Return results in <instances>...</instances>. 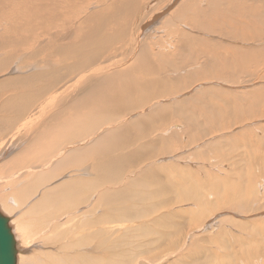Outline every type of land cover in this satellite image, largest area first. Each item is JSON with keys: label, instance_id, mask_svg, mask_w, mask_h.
<instances>
[{"label": "rangeland", "instance_id": "rangeland-1", "mask_svg": "<svg viewBox=\"0 0 264 264\" xmlns=\"http://www.w3.org/2000/svg\"><path fill=\"white\" fill-rule=\"evenodd\" d=\"M144 1L140 0V12L138 13L140 17L137 14V16L135 14L129 15L131 13L130 8L125 5L124 0H119L118 4L122 7L120 9L116 7V12H113L114 9L112 8L109 9L110 14L120 13L122 15V21H119V23L124 24L129 22L128 19L130 18L132 19H130V21H134L133 23L129 22V29L131 28V32H129V35L125 36L124 39L120 40L118 38L116 42L110 45V47L113 46V49L107 52L110 57L105 54V57H102L103 61L98 60L95 64L93 63V65L87 67V69L93 70L100 67L103 63L108 64L109 61L114 58H123V63L121 62V64H118V66H120L117 70H110L103 74L114 71L118 72L122 69L123 71L121 72L125 74V72L128 71L126 70L128 69L126 66L133 68L131 70L133 73L130 74H133L131 80L133 78L136 79V83L130 82L133 86V91L131 92L130 89L124 91L129 95L133 94L136 100H133L134 103L138 105L141 103L145 104L143 107H131L134 103L129 105L127 103L117 104L118 98L115 104H113V102L110 103L111 106H115L111 107L109 105L103 107V94L93 98L94 100L91 99L92 101L88 100V102L82 103L86 99L84 95L87 91L79 89V86L74 87L73 89L75 92L72 93V91H70L68 96H61L62 99L58 105L56 104L57 106L52 105L50 103L52 99L50 98L51 100H49L52 93L60 90V94H62V90L66 86H69L66 82L80 75L77 74L78 72H70L58 85H54V89L49 86L48 82L43 83L41 81V83H38V86H47L38 100H36V106H34L41 107L42 105V109H40L37 114V117L40 115L38 121L41 119L40 129L42 126L41 124L49 122V120L52 119L54 123L49 122L48 124H44L45 130L51 131L52 129V131H58L56 134L60 136H58L59 140L56 141L60 147H54V149H52H56L54 152L47 151L50 155L45 153V149L43 150L44 147H42V145H40V148H36L34 144L35 156H37V153L38 158L42 160L38 159V162H34L38 171L34 170L35 167L31 170L27 165L23 166L27 160L26 149L27 146L30 145L29 141H34L32 140V136L27 142L26 137H29L27 134L30 133H26L27 136L25 134L21 135V137L23 136V139L26 140V147L24 149L23 144L19 150L18 147L19 144L22 143V139L20 135L18 137L15 135V131L18 128L15 124L18 122L19 124L22 123V119L27 118L29 113L22 119L17 118L19 119L17 123L15 119L9 126V133L5 132L0 136V144L3 143L4 145L0 148V154H4L6 151L9 153L4 154L3 157L0 158V166H2L0 169V210L6 216L10 217L12 227L16 228L15 231H17L16 233L18 235L17 241L20 247L19 252L24 256L25 260L35 259L40 261L42 258V260L51 261L57 254L63 255L69 252L68 254H72V264H264V0H194V2H196L194 4L197 5L192 3L193 0H187L188 3H192L196 8L191 4L193 12L191 11V7H189L185 9V14L182 12L184 10H182L180 5L183 3L185 7L186 0ZM146 2L148 3L146 4ZM87 3V0L81 1L80 10L76 13H72L71 9L68 8L71 6L72 0H66L60 4L58 6V12L62 14V19L59 22L55 20L54 29L52 31L58 32L64 30L65 27H68L66 25L68 23L64 22L68 21L72 23V20L74 21L75 28L77 20H83L88 15L97 12L98 8L101 6V4L93 2L88 12L82 13L81 9L84 8ZM13 4L16 5L18 3ZM141 10H143V12H141ZM177 10H181L180 13ZM20 11H22V9H20ZM195 13L197 15H195ZM135 19H137L141 25ZM167 19H169V22H167ZM171 19H173L175 23L174 26L170 21ZM174 20H176V22ZM0 21V33H3L4 25L6 26V24L10 22L14 26L16 24L12 19H10V21L0 19ZM50 21L51 19H48L35 24L39 27L43 26L49 28L50 32L51 25L47 23H50ZM167 23H170L169 25L172 24L171 29ZM114 24L115 23H112L111 26L117 29L118 23L113 26ZM80 30L75 29L77 32H80ZM23 32L26 33L25 28ZM130 33L133 34L134 37H131ZM188 34L191 35V37H189L191 40V52L187 51L188 47L185 46L187 43L183 38ZM40 36L39 41L44 43V47L50 44V35L48 33H44ZM61 41L67 42L65 39ZM142 45L144 49L145 45H149L147 48L150 53L147 50L145 52ZM29 48L32 49V46L28 45L26 47L27 52L30 51ZM8 49L11 50L12 48L8 47L7 50ZM219 49L222 54L219 53ZM226 49L227 52H225ZM147 52L151 56L149 55V57H147ZM54 53L55 52L50 48H48V50L46 49L45 53L39 56H31L30 52L29 56L26 54L25 57L19 58L21 61H15L16 64L20 62L23 64V59L26 58L27 62L24 60L26 64L24 63L23 65L29 67L18 69L14 64L12 69H8L9 71L7 70L8 72L5 71L0 74V78L7 74H12V76L20 74L30 76L31 73L34 74L40 67V69L44 68L45 70L50 61L59 58V55ZM137 53L139 54L137 55ZM144 54L147 58H145ZM140 55L143 58H141ZM126 58L127 60L130 59L125 61ZM147 59H149V61ZM228 59L231 60L229 61ZM38 61L39 65L36 64ZM112 62L116 63L118 61ZM146 63L148 65H146ZM130 64L131 66H129ZM134 64L136 66H134ZM160 64L162 67H160ZM121 65H123V67ZM180 65L184 67L181 68ZM34 66H36V68ZM146 66H148V69H146ZM150 66L153 67L152 70L156 73L158 72V75L153 73L150 74ZM136 67L142 70L145 68L144 70L146 72L148 71L151 76L145 75V71L142 73L141 69L137 71ZM200 67L201 69H199ZM191 71H193L194 75ZM210 71L214 73L215 76L210 74ZM195 73L196 75L198 74V76H196ZM224 74L225 77L228 76L225 78ZM190 75H192V78H188ZM207 75L210 77H207ZM159 76H162L164 79L161 77L160 80ZM151 77L156 80L158 77L160 81L158 80L159 84H157V86L159 85L160 88L162 86L163 89L159 90V87L156 89L155 86L151 91L145 94L144 87L135 86L136 84L142 85L146 78L152 80ZM184 77H186V79ZM233 77L234 80H232ZM96 81L97 80H95V82ZM122 82L123 81H121V83ZM124 82H129V80H124ZM171 82H175L174 85ZM105 88L109 90L113 89L114 86H111L108 82L105 84ZM46 89L49 90L46 92ZM218 89L221 90V92ZM120 90L121 89H118L117 93L118 97L122 98L119 94ZM19 91V89L12 90L11 92L7 91V94L2 96V100L0 99V107L4 104L3 100L13 95V92L17 93ZM217 91L219 92L217 93ZM219 93L222 94L220 95ZM44 98H46L47 101ZM79 104H81L83 108H78L80 107ZM178 106L180 107L179 110H182V113L178 112ZM76 107L77 109L72 110V108ZM109 108L112 110L111 114ZM98 109L101 111H103V109L108 110L107 118L98 116L99 118L95 124L92 119L89 122L88 116L90 115L88 114ZM173 109L175 110L173 111ZM49 110L52 111L49 113ZM122 110H125L123 115L121 114ZM205 110L207 112H205ZM114 111H116L115 114ZM39 112H42V114ZM212 112L216 114L213 116ZM116 113H118L119 116H117ZM0 115V117L7 116L4 112H0ZM44 115H46V117H44ZM53 115H57L54 120L52 118ZM95 117L97 118V116ZM66 119L72 124V130H70L72 134L67 130V126H65ZM150 119L152 120L150 121ZM188 119L191 120V122ZM155 122H159L160 125ZM213 122L215 123L214 125ZM123 124L125 128H122L124 127ZM154 124L157 125L159 129L154 127ZM59 125L61 130H58ZM114 125L115 128H110V126L113 127ZM144 125L153 133L147 131V127L146 130H144ZM83 126H86V128ZM151 127L155 128L157 131L155 129L151 130ZM79 128L82 130L79 131ZM102 129H104V131ZM88 130L90 131L88 132ZM124 131H127L128 134ZM141 131H147L149 134H147V132L143 134ZM32 132L31 135H36V127H34ZM111 132L114 133L113 137H110ZM101 134L103 135V139H101ZM159 134L161 135L160 137ZM12 136L14 139H11ZM61 136H63L64 139L61 138ZM127 136H129V138ZM133 136H135L134 139L136 141L133 139ZM104 137L107 141L104 140ZM157 137L161 139L158 140ZM45 139V141H47L48 137L45 136ZM127 140L131 143L126 144ZM148 140L153 141L154 145L151 146L152 148L145 145H148ZM169 140H171L170 144L168 142ZM155 142H158V144ZM79 145L81 148H79ZM58 148H61L60 152H64L66 148H71V151L74 149H79L80 151L75 154L74 157L72 155L73 159L70 158L67 162L64 159L60 162L58 161L59 164L55 162L53 163L54 165H49L48 161L53 155L52 153L59 152ZM41 150H43V152ZM86 150L89 151L90 154H88L89 152L86 153ZM38 151L41 154L38 153ZM103 151L111 153V155H107ZM114 153L118 154L120 158L123 159H116L115 161L113 156ZM161 153L162 155H160ZM82 155H84V160H82ZM19 156H24L25 159H23L25 161H21L19 164L15 165L14 162ZM79 156H81V158H79ZM133 156L136 157L133 158ZM78 159L81 160L79 161ZM6 161L9 162L7 163ZM130 162L133 163L131 164ZM101 163L105 167L104 173L107 175V179L104 181L105 183L98 181L95 184L94 179L101 172L100 168H98V165ZM6 164L8 165V170H6ZM28 169L30 171H26ZM3 170L6 171L4 172ZM42 171L44 173H46V171L47 173L49 172L48 178H53L52 180H55V182L51 183V185L50 183L44 184L47 181L46 179H48L47 177L44 179L45 182L43 183V180L36 179V175L33 177L29 175L33 172H38L36 174L41 178ZM27 172H29V174ZM77 177H80V181L84 184L71 186V183L77 180ZM14 178L16 180L15 182H13ZM25 178L28 182L27 180L25 182ZM20 179H22V181ZM33 181H35L34 184H36V186L32 184ZM129 181L132 182L130 183ZM16 183H18V186ZM60 183L64 185V187H62L63 191L60 190L61 197L59 196L56 198V196L54 197L51 195L53 197L51 200L55 203L52 205L54 206L57 203V206H54L55 209L51 208L52 205H50V210L47 207L39 208V212V209L36 207L33 213L31 210L34 207L32 206H35L41 201V199L47 195V192L52 191L51 189L57 188ZM100 183H102V185ZM42 184L44 185L42 191H37L36 187ZM46 185L50 186L47 187ZM21 186L24 188L27 187L25 190L27 192V200L30 198L29 201L32 199L31 196L36 194V191L39 194L38 196L35 195L36 197L34 196L32 202L35 204L30 202L32 203V205L30 204L31 206L29 205L30 207L20 202L19 191L22 189ZM17 187H21L20 190ZM50 193L52 194V192ZM110 193H112V195ZM125 193L128 194L126 195ZM42 194H44L43 197ZM13 195H16V200H18L17 203L22 207H19L16 203V205L12 203L13 198L15 199ZM36 200L39 201L36 202ZM105 202L109 204H107L108 207L105 206ZM49 203L51 204V202ZM119 203L121 205H119ZM125 203L126 205H124ZM116 205L120 206L118 210H122V208L125 207V215H128V217L119 216L116 212ZM25 207L31 210L29 209V212H27V208L25 209ZM22 208H24V211ZM10 210L14 211V214ZM42 212L45 215H43ZM49 220H52V222H49ZM151 221L152 223H150ZM166 234L167 236H165ZM66 244H70L72 249L70 248L71 250H68L70 245L67 247ZM71 251L72 253H70ZM115 252L120 253L117 258L111 256Z\"/></svg>", "mask_w": 264, "mask_h": 264}, {"label": "bare ground", "instance_id": "bare-ground-1", "mask_svg": "<svg viewBox=\"0 0 264 264\" xmlns=\"http://www.w3.org/2000/svg\"><path fill=\"white\" fill-rule=\"evenodd\" d=\"M64 1H66V0H0V17H2V18H0V19H4V21L6 20H9L10 21V19H12V20H14L15 21V26L13 25V24H11V22L9 23V24H6V26L4 25V31H3V33H0V74H2V73H4L5 71L6 72H8L9 70L8 69H12V67L14 66V64L17 66V68L18 69H23V68H25V67H29V66H25V65H23L24 63H25V61L27 62V60H26V58L25 59H23V64H22V62H20V63H15V61L17 62V60H19V58H23V57H25V55L26 54H28L27 56H29V53L31 52V56L33 55V56H39L40 54H42V53H45V50L47 49L48 50V48H50V49H52L55 53L54 54H57V55H59V58L58 59H55V60H53V61H50L49 62V64H48V66L45 68V70H44V68H42V69H40L39 68V70H37L34 74H32L31 73V75L30 76H27V75H22V74H20V75H17V76H12V74H7L6 76H3V77H1L0 78V99L2 98V96L4 95L5 96V94H7V91H12V90H15V89H19L20 91L19 92H17V93H15V92H13L14 94L13 95H11V96H8L7 97V99H5V100H3L4 101V104L3 105H1V107H0V112H4V113H6L7 114V116H5V117H0V120H1V122H0V136L1 135H3L5 132H8L9 133V126L13 123V121L16 119V123H17V121L19 120V119H22V118H24V116H27V114L29 115L27 118H25V119H22V123H20L19 124V122L17 123V124H15V122H14V124L15 125H17L18 126V128H17V130L15 131V135L18 137L19 135H20V138L22 139V143H20L19 144V147H18V149L24 144V149H25V147H26V140H27V142L31 139V136H32V140H34L33 142H30L29 141V143H30V145L29 146H27V149H26V156H27V160H26V163L25 164H23V166H25V165H27L28 167H30L31 168V170H32V168H34L35 167V171H38V169H36V165L34 164V162L36 161V162H38L39 160L38 159H40V158H38V154L36 153V155L37 156H35V147H34V144L36 145V148H40V145H42V147H44L43 148V150L45 149V153L47 154H49L50 155V151L52 152H54L55 150H52V149H54V147L55 148H57V147H60V145L58 146V143L56 142L57 140H59V134H58V136H57V134L56 133H58V131H52V129H51V131H49V130H45V126H44V124H48L49 122L51 123V122H53L52 121V119L51 120H49V122H44L43 124H41L42 126H41V129H40V121H41V119H40V121H38V119H39V117H40V115H38V117H37V114H38V111L40 110V109H42V105H41V107H34V106H36V103H37V101L36 100H38V98L40 97V95L43 93V90L47 87V86H38V83H41V81L43 82V83H47L48 82V84H49V86L50 87H54V85H58L59 83H60V81L62 80V79H65V77H66V75L67 74H69L70 72H72V73H76V72H78L77 74H80V75H77L76 77H74V78H72L70 81H68V82H66V84L67 85H69V86H66L63 90H62V94H60V90H57V91H55V92H51L52 93V95L49 97V100H51L52 99V101H50V103L52 104V105H58L59 103H60V101H61V99H62V97H65V95H69V93H70V91H72V93L73 92H75L74 91V87H76V86H79L80 88L79 89H83V91H87L86 93H85V95L84 96H86V99L84 100V102H82V103H85V102H88V100H91V99H93V98H95V97H97V96H99L100 94H103V100H102V106L103 107H107V106H109L110 105V103H112L113 102V104H115L116 103V100H117V98H118V102H117V104H123V103H127L128 105L129 104H132V103H134V101L133 100H135L134 99V97H133V94H128V93H126V91H124V90H128V89H130V91L132 92L133 91V86H132V84L131 83H133V82H135L136 81V79L135 78H133L132 80H131V76L133 77V74L132 75H130L131 73H133L131 70L133 69V68H131V67H128V66H126L128 69H126V70H128L127 72H125V74L123 73V72H121V71H123V69L121 70V71H118V72H116V71H114V72H110V73H107V74H103V73H105V72H107V71H110V70H117V68H119V66H118V64H121V62L123 63V58H119V59H112V60H110L109 61V63L107 64V63H103L100 67H97V68H95V69H93V70H91V69H87V67L88 66H91V65H93V63L95 64V62H97L98 60H102L103 61V58L102 57H105L104 55L105 54H107L108 55V51H111V49H113L112 47H110V45L113 43V42H116L117 41V39L119 38L120 40H122V39H124V37L125 36H127V35H129V32H131L130 31V29H129V26H130V24H129V22H131V23H133L132 21H130V19H128V21L129 22H126V23H124V24H122V23H119V21H122V15L119 13V14H115V13H113V14H110L109 13V9L110 8H112V9H114L113 10V12H116L117 10H115L116 9V7L117 8H121L122 6H120V4H118L119 3V0H87V4H86V6L84 7V8H82L81 9V12L82 13H87L88 12V10L91 8V4L93 3V2H95V3H97V4H101V6L98 8V11L97 12H94V13H92V14H90V15H88L87 17H85L83 20H77L76 22H77V25H76V27L74 28V21L72 20V23H69L68 21H65L64 23H68V24H66L68 27H65V29L64 30H61V31H58V32H53L52 30L54 29V24H55V20H56V22H59L61 19H62V14H60L59 12H58V6L60 5V4H62ZM70 1V0H69ZM81 1H84V0H72V4H71V6L70 7H68V8H70L71 9V12L72 13H76V12H78L79 10H80V6H81ZM144 1V0H143ZM179 1V0H178ZM178 1H177V3H178ZM124 2H125V5L127 6V7H129L130 8V14L129 15H138V13L140 12V8H139V6H140V0H124ZM184 2V1H183ZM13 3H18V4H16V5H14ZM144 3H145V1H144ZM148 2H146V4H147ZM187 3V4H186ZM192 3L194 4V3H196V2H194V0L192 1ZM192 3H188V1L186 0V2H185V7L183 6L184 4L182 3V5H180L181 6V8H182V10H184V11H182V12H184V14H185V9H188L189 7H191V4ZM210 3V2H209ZM12 4V5H11ZM192 4V5H193ZM212 4V3H211ZM210 4V5H211ZM215 4V3H214ZM233 4V3H232ZM93 5V4H92ZM194 5H197V4H194ZM193 5V6H194ZM216 5V4H215ZM230 5V4H229ZM9 6H11V7H9ZM179 6V7H180ZM217 6V5H216ZM174 7V6H173ZM195 7V6H194ZM193 7V8H194ZM101 8H103V9H101ZM149 8V7H148ZM196 8V7H195ZM229 8H232V7H229ZM20 9H22V11H20ZM146 10H149V9H147V8H145ZM144 9V10H145ZM11 10V11H10ZM168 10V9H167ZM176 11V10H175ZM178 11V10H177ZM181 11V10H180ZM180 11H178L179 13H180ZM191 11H192V7H191ZM141 12H143V10H141ZM148 12V11H147ZM162 12V11H161ZM160 12V13H161ZM193 12V11H192ZM191 12V13H192ZM219 12V11H218ZM163 13V12H162ZM161 13V14H162ZM189 13V12H188ZM222 13V12H221ZM141 14V13H140ZM144 14V13H143ZM175 14H176V12H175ZM187 14V13H186ZM202 14V13H201ZM225 14V13H224ZM136 15V16H137ZM145 15V14H144ZM163 15H165V14H163ZM188 15V14H187ZM195 15H197L196 13H195ZM135 16V17H136ZM139 16V15H138ZM158 16V15H157ZM172 16V15H171ZM178 16V15H177ZM194 16V15H193ZM133 17V16H132ZM140 17V16H139ZM138 17V18H139ZM166 17V16H165ZM182 17H184V16H182ZM199 17V16H198ZM134 18V17H133ZM147 18H148V16H147ZM146 18V19H147ZM154 19H156L155 17H153ZM152 18V19H153ZM162 18V17H161ZM170 18H172V17H170ZM175 18V17H174ZM195 18V17H194ZM48 19H51V21H50V23L49 22H47L49 25H51V31L49 32V28H45V27H43V26H38L37 24H35V23H38V22H40L41 23V21H43V20H48ZM160 19V18H159ZM132 20V19H131ZM135 20H137V19H135ZM161 20V19H160ZM168 21L167 22H169V19H167ZM177 20V19H176ZM176 20H174L175 22H176ZM190 20V19H189ZM148 21V20H147ZM152 21V20H151ZM151 21H149V22H151ZM172 23H173V26H174V22H173V19H171L170 20ZM178 21V20H177ZM191 21V20H190ZM201 21V20H200ZM137 22H139L138 20H137ZM165 22V21H164ZM170 22V23H171ZM181 22V21H180ZM185 22V21H184ZM0 23H1V21H0ZM112 23H115V24H117L118 23V27H117V29H115L114 27H112L111 25H112ZM135 23H136V21H135ZM134 23V24H135ZM140 23V22H139ZM144 23V22H143ZM142 23V24H143ZM166 23V22H165ZM169 23V24H170ZM115 24L113 25V26H115ZM138 24V23H137ZM150 24V23H149ZM168 24V23H167ZM168 24V25H169ZM64 25V24H63ZM133 25V24H132ZM132 25H131V27H132ZM140 25H141V23H140ZM172 25V24H171ZM171 25H169V27H170V29H171ZM144 26V25H143ZM165 26V25H164ZM196 26V25H195ZM80 27H81V30H80ZM134 27V26H133ZM138 27V26H137ZM141 27V26H140ZM168 27V28H169ZM24 28L26 29V33L25 32H23L24 31ZM196 28V27H195ZM75 29H78V30H80V32H77V31H75ZM200 29V28H199ZM145 31V30H144ZM143 32V31H142ZM141 32V33H142ZM41 33V34H40ZM44 33H48L50 36H49V42H50V44L49 45H47L46 47H44V43L43 42H40L39 41V38L41 37L40 35H42V34H44ZM134 33V32H133ZM131 34V33H130ZM138 34V33H137ZM131 37L133 36V34H131L130 35ZM228 36V35H227ZM134 37V36H133ZM189 37H191V35H185L183 38L185 39V42L187 43V44H185V46L186 47H188V49H187V51H189V52H191L190 51V49H191V40H190V38ZM193 37V36H192ZM194 38V37H193ZM63 39H65L67 42H62L61 40H63ZM125 40H126V38H125ZM209 40V39H208ZM150 41H152V40H150ZM194 41H196V40H194ZM40 42V43H39ZM133 42V41H132ZM144 42V41H143ZM146 43V42H145ZM211 43V42H210ZM137 44V43H136ZM143 44V43H142ZM28 45H31L32 46V49L31 48H29L30 49V51H26V47L28 46ZM137 45H139V44H137ZM149 45H150V43H149ZM149 45H147L148 47H149ZM233 45V44H232ZM147 46L145 45V49L143 48V45H142V48L144 49V51L146 52V50L148 51V48H147ZM184 46V47H185ZM222 46V45H221ZM8 47H11L12 49L11 50H7V48ZM151 48H152V45H151ZM221 48V47H220ZM229 48H231V47H229ZM117 49H119V48H117ZM133 49V48H132ZM222 49H223V47H222ZM28 50V49H27ZM116 50V49H115ZM137 50V49H136ZM150 50V49H149ZM225 50V49H224ZM224 50H223V53H224ZM217 51H218V49H217ZM231 51H232V49H231ZM234 51V50H233ZM143 52V51H142ZM149 52V51H148ZM147 52V57H149V53ZM221 51H220V49H219V53H220ZM225 52H227V49H226V51ZM50 53V52H49ZM234 53V52H233ZM111 54V53H110ZM139 53H137V55H138ZM177 54V53H176ZM217 54V53H216ZM220 54H222V53H220ZM228 54V53H227ZM44 55V54H43ZM142 55V54H141ZM140 55V57L141 58H143L142 56ZM193 55V54H192ZM212 55H214V54H212ZM49 56V55H48ZM109 56V55H108ZM112 56V55H111ZM130 56V55H129ZM144 56H145V54H144ZM151 56V55H150ZM178 56V55H177ZM222 56V55H221ZM227 56H229V55H227ZM232 56V55H231ZM43 57V56H42ZM110 57V56H109ZM140 57H139V59H140ZM146 56H145V58H147ZM217 57V56H216ZM48 58V57H47ZM111 58H113V57H111ZM128 58V57H127ZM127 58L125 59V61L127 60ZM212 58H214V57H212ZM220 58V57H219ZM222 58V57H221ZM224 58V57H223ZM228 58V57H227ZM43 59H45V58H43ZM130 59V58H129ZM128 59V60H129ZM151 59V58H150ZM163 59V58H162ZM215 59V58H214ZM225 59H226V55H225ZM25 60V61H24ZM46 60V59H45ZM127 60V61H128ZM137 60V59H136ZM135 60V61H136ZM142 60H144V59H142ZM148 61H149V59H147ZM152 60V59H151ZM150 60V61H151ZM160 60V59H159ZM196 60V59H195ZM229 60V59H228ZM231 60V59H230ZM229 60V61H230ZM19 61H21V60H19ZM31 61H32V59H31ZM70 61H72V62H70ZM112 61H118V62H112ZM138 61V60H137ZM140 61H141V59H140ZM179 61V60H178ZM217 61V60H216ZM219 61V60H218ZM223 61H224V59H223ZM228 61V62H229ZM233 61H234V58H233ZM105 62V61H104ZM107 62H108V60H107ZM154 62V61H153ZM161 62V61H160ZM159 62V63H160ZM165 62V61H164ZM215 62V61H214ZM220 62H222V61H220ZM149 63V62H148ZM151 63V62H150ZM156 63H157V61H156ZM158 63V64H159ZM167 63V62H166ZM216 63V62H215ZM234 63V62H233ZM26 64V63H25ZM36 64H38L39 65V61H38V63H36ZM154 64V63H153ZM162 64V63H161ZM160 64V65H161ZM174 64V63H173ZM185 64V63H184ZM192 64V63H191ZM217 64V63H216ZM226 64V63H225ZM224 64V65H225ZM33 65V64H32ZM31 65V66H32ZM35 65V64H34ZM42 65H43V63H42ZM138 65H139V63H138ZM141 65H143V64H141ZM146 65H148L147 63H146ZM169 65H170V63H169ZM177 65V64H176ZM122 67H123V65H121ZM129 66H131V64L129 65ZM134 66H136L135 64H134ZM140 66V65H139ZM152 66V65H151ZM150 66V67H151ZM156 66V65H155ZM181 66V68H183L182 67V65H180ZM217 66H218V64H217ZM220 66V65H219ZM35 68H36V66H34ZM45 67V66H44ZM125 67V68H126ZM141 67V66H140ZM148 66H146V69H148L147 68ZM160 67H162V65L160 66ZM164 67V66H163ZM166 67V66H165ZM201 67H204V66H201ZM201 67L199 68V69H201ZM225 67V66H224ZM223 67V68H224ZM234 67V66H233ZM130 68V69H129ZM135 68V67H134ZM155 68V67H154ZM168 68V67H167ZM166 68V69H167ZM178 68V67H177ZM176 68V69H177ZM27 69V68H26ZM139 69H141V68H139ZM137 67H136V70L138 71L139 70ZM145 69V68H144ZM142 70V73H143V71H145V70ZM151 69V71H150V74H156V75H158V72L156 73L154 70H152L153 69V67H151L150 68ZM215 69H217V68H215ZM214 69V70H215ZM222 69V68H221ZM8 70V71H7ZM125 70V69H124ZM155 70H157V69H155ZM218 70H220V69H218ZM222 71V70H221ZM226 71H227V69H226ZM82 72V73H81ZM134 72H135V69H134ZM192 73H193V71H191ZM195 72V71H194ZM211 72V71H210ZM231 72V71H230ZM198 73V72H197ZM201 73V72H200ZM207 73V72H206ZM205 73V74H206ZM224 73V72H223ZM222 73V74H223ZM227 73V72H226ZM225 73V74H226ZM149 74V72L147 71H145V75H147V76H151ZM210 74H213L214 75V73H210ZM225 74H224V77H225ZM228 74V73H227ZM240 74V73H239ZM137 75V74H136ZM193 75H194V73H193ZM195 75H196V73H195ZM138 76V75H137ZM140 76V75H139ZM143 76V75H142ZM141 76V77H142ZM196 76H198V74L196 75ZM202 76V75H201ZM215 76V75H214ZM213 76V77H214ZM228 76V75H227ZM226 76V77H227ZM153 77V76H152ZM151 77V78H152ZM160 77V76H159ZM162 77V76H161ZM161 77L159 78L160 80H161ZM183 77V76H182ZM207 77H210V76H208L207 75ZM206 77V78H207ZM216 77H217V74H216ZM220 77H221V75H220ZM225 77V78H226ZM232 77V76H231ZM260 77V76H259ZM143 78H144V76H143ZM154 78V77H153ZM152 78V80H150V78H146L145 80H144V82L143 83H145V82H148V83H145V84H143L142 83V85H138V84H136L135 86L136 87H144L145 88V94L148 92V91H151L152 90V88L153 87H155L156 86V89H158L157 87H159V85L157 86V84H159V79H158V77H157V80L156 79H153ZM163 78V77H162ZM185 79H186V77H184ZM183 78V79H184ZM188 78H192V75H190ZM219 78V77H218ZM229 78V77H228ZM262 78V77H261ZM129 80V82H124V80ZM139 79V78H138ZM164 79V78H163ZM162 79V80H163ZM182 79V78H181ZM222 79V78H221ZM95 80H97L96 82H95ZM159 80V81H158ZM170 80H172V79H170ZM219 80H220V78H219ZM231 80V79H230ZM232 80H234V77H233V79ZM231 80V81H232ZM121 81H123L122 83H121ZM138 81H141V80H138ZM137 81V82H138ZM168 81V80H167ZM182 81V80H181ZM230 81V82H231ZM95 82V83H94ZM109 82V84H111V86L113 85L114 86V88L113 89H107V88H105V84L106 83H108ZM131 82V83H130ZM153 82H155V83H153ZM223 82V81H222ZM227 82V81H226ZM233 82V81H232ZM42 83V84H43ZM94 83V84H93ZM105 83V84H104ZM136 83V82H135ZM150 83V84H149ZM173 85H174V83L175 82H171ZM186 83V82H185ZM221 83V82H220ZM229 84V83H228ZM162 85V84H161ZM160 85V86H161ZM167 85V84H166ZM170 85V84H169ZM222 85V84H221ZM226 85V84H225ZM92 86V87H91ZM164 86V85H163ZM230 86H233V85H230ZM71 87H72V90H71ZM109 87V86H108ZM176 87V86H175ZM224 87V86H223ZM151 88V89H150ZM160 88V87H159ZM166 88H167V86H166ZM230 88V87H229ZM54 89V88H53ZM118 89H121L120 90V92H119V94L122 96V98H120V97H118V93H117V91H118ZM161 89H163L162 88V86H161V88L159 89V90H161ZM49 89H46V92L48 91ZM77 90V89H76ZM158 90V91H159ZM165 90V89H164ZM168 90V89H167ZM219 90V89H218ZM223 90V89H222ZM226 90H228V89H226ZM80 91V90H79ZM163 91V90H162ZM169 91V90H168ZM220 92H221V90H219ZM219 91H217V93L219 92ZM154 92V91H153ZM229 92V91H228ZM159 93V92H158ZM156 94V93H155ZM212 94V93H211ZM220 94V93H219ZM222 94V93H221ZM220 94V95H221ZM231 94V93H230ZM229 94V95H230ZM234 94V93H233ZM232 94V95H233ZM116 95V96H115ZM170 95V94H169ZM217 95V94H216ZM228 95V94H227ZM226 95V96H227ZM62 96V97H61ZM145 96V95H144ZM234 96V95H233ZM70 97V96H69ZM156 97V96H155ZM213 97V96H212ZM218 97H220V96H218ZM51 98V99H50ZM77 98V97H76ZM223 98V97H222ZM230 98V97H229ZM46 101H47V99L46 98H44ZM197 99H198V97H197ZM199 99H201V98H199ZM219 99V98H218ZM232 99V98H231ZM2 100V99H1ZM48 100V101H49ZM94 100V99H93ZM139 100V99H138ZM220 100V99H219ZM223 100V99H222ZM40 101V100H39ZM92 101V100H91ZM136 101V100H135ZM140 101V100H139ZM199 101V100H198ZM100 102V101H99ZM193 102V101H192ZM219 102V101H218ZM234 102V101H233ZM81 103V104H82ZM222 103V102H221ZM220 103V104H221ZM2 104V103H1ZM39 104V103H38ZM45 104V103H44ZM81 104H79V106L80 107H78V108H83L82 106H81ZM180 104V103H179ZM196 104H197V102H196ZM199 104H200V102H199ZM203 104H204V102H203ZM202 104V105H203ZM219 104V103H218ZM217 104V105H218ZM56 105V106H57ZM99 105H100V103H99ZM145 104H137V103H134V104H132L131 105V107L132 106H136L135 108H140V107H143ZM222 105V104H221ZM111 106V105H110ZM113 106H115V105H112L111 107H113ZM215 106V105H214ZM219 106V105H218ZM221 107V106H220ZM54 108V107H53ZM71 108V107H70ZM101 108V107H100ZM56 109H58V108H56ZM74 109H77V107L76 108H72V110H74ZM90 109V108H89ZM107 109V108H106ZM110 109V108H109ZM117 109V108H116ZM115 109V110H116ZM165 109H167V108H165ZM164 109V110H165ZM169 109V108H168ZM180 109V107L178 106V109L177 110H179ZM210 109V108H209ZM55 110V109H54ZM175 109H173V111H174ZM176 110V111H177ZM217 110V109H216ZM223 110V109H222ZM52 111V110H51ZM50 110L48 111L49 113L51 112ZM108 110H104L103 109V111H101V110H97V111H94V112H92V113H90V114H88V115H90V116H88L89 118V122L91 121V119L94 121V124L96 123V121H97V119L100 117V116H103V117H105V118H107L106 116H107V114H108V112H107ZM166 111V110H165ZM182 110H179L178 112H180V113H182L181 112ZM187 111V110H186ZM196 111V110H195ZM32 112V113H31ZM43 112V111H42ZM42 112H39V113H41L42 114ZM56 112H58V111H56ZM99 112V113H98ZM115 112L116 111H114V114H115ZM123 112H125V110H122V115H123ZM169 112H170V109H169ZM205 112H207L206 110H205ZM210 112H211V109H210ZM209 112V113H210ZM215 112V111H214ZM220 112H222V111H220ZM230 112V111H229ZM44 113V112H43ZM98 113V114H97ZM112 113V110L110 109V114ZM172 113V112H171ZM179 113V114H180ZM209 113H207V114H209ZM213 113V112H212ZM3 114V113H2ZM48 114V113H47ZM117 114V116H119V114L118 113H116ZM126 114V113H125ZM124 114V115H125ZM177 114V113H176ZM184 114V113H183ZM182 114V115H183ZM214 114H216V113H213V116H214ZM218 114V113H217ZM57 115H58V113H57ZM57 115H53L52 116V118H53V120L55 119V116H57ZM1 116V115H0ZM95 116H97V118L95 117ZM99 116V117H98ZM114 116H116V115H114ZM216 116V115H215ZM218 116V115H217ZM42 117V116H41ZM44 117H46V115H44ZM59 117V116H58ZM17 118H19V119H17ZM131 118H133V117H131ZM136 118V117H135ZM43 119V118H42ZM114 119V118H113ZM121 119H123V118H121ZM157 119V118H156ZM187 119V118H186ZM209 119V118H208ZM45 120V119H44ZM60 120V119H59ZM152 119H150V121H151ZM180 120V119H179ZM189 120V119H188ZM47 121V120H46ZM69 120L68 119H66V125L65 126H67V130H69V132L71 133V131L70 130H72V124L70 123V122H68ZM71 121V120H70ZM86 121V120H85ZM109 121V120H108ZM107 121V122H108ZM111 121V120H110ZM132 121V120H131ZM157 121V120H156ZM160 121V120H159ZM190 122H191V120H189ZM193 121V120H192ZM21 122V121H20ZM60 122V121H59ZM59 122H58V124H59ZM67 122H68V124H67ZM72 122V121H71ZM114 122H115V120H114ZM122 122V121H121ZM124 122H125V120H124ZM207 122V121H206ZM54 123V122H53ZM63 123V122H62ZM76 123V122H75ZM80 123V122H79ZM85 123V122H84ZM83 123V124H84ZM112 123V122H111ZM153 123V122H152ZM156 124H159L160 125V123L159 122H155ZM57 124V123H56ZM65 124V123H64ZM88 124V123H87ZM105 124V123H104ZM120 124V123H119ZM131 124V123H130ZM129 124V125H130ZM139 124V123H138ZM164 124V123H163ZM188 124V123H187ZM215 123L213 122V125H214ZM55 125V124H54ZM53 125V126H54ZM106 125V124H105ZM128 125V126H129ZM147 125V124H146ZM146 125H144V130H146ZM158 125V126H159ZM209 125V124H208ZM62 126V125H61ZM64 126V125H63ZM87 126H89V125H87ZM93 126H95V125H93ZM108 126V125H107ZM123 126H124V124H123ZM151 126V125H150ZM154 127H156V128H158L157 127V125H153ZM34 129V127H36V135L34 134V135H31V132H32V128ZM55 127V126H54ZM78 127V126H77ZM84 128H86V126H83ZM91 127V126H90ZM100 127V126H99ZM119 127H122V126H119ZM143 127V126H142ZM110 128H115V125L113 126V127H111L110 126ZM122 128H125V126L124 127H122ZM133 128V127H132ZM148 128V127H147ZM152 128V127H151ZM150 128V129H151ZM173 128H175V127H173ZM209 128V127H208ZM55 129V128H54ZM60 129V125H59V127H58V130ZM77 129V128H76ZM75 129V130H76ZM105 129V128H104ZM104 129H102L103 131H104ZM128 129V128H127ZM142 129V128H141ZM153 129H155V128H152L151 130H153ZM159 129V128H158ZM172 129V128H171ZM12 130V129H11ZM61 130V129H60ZM63 130V129H62ZM66 130V129H65ZM82 129L81 128H79V131H81ZM106 130V129H105ZM129 130V129H128ZM156 130V129H155ZM162 130V129H161ZM211 130V129H210ZM13 131V130H12ZM31 131V132H30ZM74 131V130H73ZM90 130H88V132H89ZM101 131V130H100ZM131 131H132V129H131ZM147 131H150L149 130V128H148V130ZM146 131V132H147ZM157 131V130H156ZM189 131V130H188ZM212 131V130H211ZM11 132V131H10ZM30 133V134H27V135H29V137L26 135V133ZM75 132V131H74ZM125 132V131H124ZM143 134H145L146 132H143V131H141ZM151 132V131H150ZM33 133V132H32ZM65 133V132H64ZM69 133V134H70ZM77 133V132H76ZM75 133V134H76ZM85 133V132H84ZM87 133V132H86ZM92 133H94V132H92ZM102 133V132H101ZM125 133H127V131L125 132ZM151 133H153V132H151ZM213 133V132H212ZM23 134H25L24 136L26 137V140H24L23 139V136L21 137V135H23ZM61 134V133H60ZM67 134V133H66ZM72 134V133H71ZM80 134H83V133H80ZM128 134V133H127ZM147 134H149V132H147ZM166 134V133H165ZM168 134V133H167ZM13 135H14V133H13ZM103 135H104V133H103ZM102 134H101V139H103V136ZM113 135H114V133H110V137H113ZM153 135V134H152ZM8 136V135H7ZM45 136H47L48 137V139H47V141H45L46 139H45ZM71 136V135H70ZM75 136V135H74ZM81 136V135H80ZM83 136V135H82ZM123 136V135H122ZM125 136V135H124ZM161 135L159 134V137H160ZM204 136V135H203ZM24 137V138H25ZM66 137H67V135H66ZM128 138H129V136H127ZM134 137L135 136H133V139H134ZM7 138V137H6ZM5 138V139H6ZM61 138H63V136H61ZM60 138V139H61ZM68 138H70V137H68ZM72 138V137H71ZM78 138V137H77ZM148 138H149V135H148ZM11 139H14V137L12 136L11 137ZM18 139V138H17ZM64 139V138H63ZM74 139V138H73ZM75 139H76V137H75ZM106 138L104 137V140H105ZM127 139V138H126ZM144 139V138H143ZM157 139H158V137H157ZM159 139H161V138H159ZM158 139V140H159ZM191 139V138H190ZM71 140V139H70ZM89 140V139H88ZM135 140V139H134ZM133 140V141H134ZM166 140V139H165ZM178 140V139H177ZM17 141V140H16ZM105 141H107V140H105ZM136 141V140H135ZM149 142H148V145L147 144H145L146 146H148L149 148L151 147V146H153L154 145V143H153V141H150V140H148ZM170 141L171 140H169L168 142H169V144H170ZM10 142H11V140H10ZM87 142V141H86ZM165 142H167V141H165ZM167 142V143H168ZM19 143V142H18ZM128 143H131V142H128V140L126 141V144H128ZM155 143H157L158 144V142H155ZM173 143V142H172ZM81 144V143H80ZM88 144V143H87ZM90 144V143H89ZM160 144V143H159ZM6 145V144H5ZM10 145V144H9ZM8 145V146H9ZM78 145V144H77ZM91 145V144H90ZM135 145V144H134ZM162 145V144H161ZM213 145V144H212ZM2 146H4L3 145V143H1L0 144V148L2 147ZM11 146V145H10ZM46 146H47V148H46ZM82 146V145H81ZM155 146H156V144H155ZM158 146V145H157ZM168 146V145H167ZM17 147V146H16ZM15 147V148H16ZM90 147V146H89ZM93 147V146H92ZM117 147V146H116ZM138 147V146H137ZM163 147H165V146H163ZM4 148V147H3ZM8 148V147H7ZM79 148H81L80 147V145H79ZM109 148V147H108ZM148 148V149H149ZM152 148V147H151ZM159 148H160V146H159ZM162 148V147H161ZM11 149V148H10ZM61 149V148H60ZM60 149L58 148V151L59 152H55V153H52L53 155L51 156V158L49 159V161H48V163H49V165H54L53 163H55V162H57V164H59V162L60 161H62V160H66V162H67V160H69L70 158H72V155H73V157H74V155L75 154H77V153H79V149H74L73 151H71L70 149H65L64 150V152H60ZM90 150H91V147L89 148ZM93 149V148H92ZM156 149V148H155ZM169 149V148H168ZM9 150V149H8ZM20 150V149H19ZM43 150H41L42 152H43ZM63 150V149H62ZM83 150V149H82ZM94 150V149H93ZM121 150V149H120ZM140 150V149H139ZM159 150V149H158ZM13 151V150H12ZM47 151H49V152H47ZM70 151V152H69ZM140 151H142V150H140ZM154 151V150H153ZM156 151V150H155ZM160 151H161V149H160ZM169 151H171V150H169ZM21 152V151H20ZM83 152V151H82ZM86 153H88L89 151H85ZM91 152H92V150H91ZM104 152V151H103ZM152 152V151H151ZM159 152V151H158ZM168 152V151H167ZM172 152V151H171ZM8 152L6 151V153H4V154H7ZM38 153H40L39 151H38ZM84 153V152H83ZM85 153V154H86ZM105 154H107V155H111V153H106V152H104ZM130 153H132V152H130ZM3 153L2 154H0V158L1 157H3V155H4ZM9 154V153H8ZM23 154V153H22ZM41 154V153H40ZM45 154V155H46ZM88 154H90V152L88 153ZM139 154V153H138ZM14 155H15V153H14ZM21 155V154H20ZM160 155H162V153L160 154ZM8 156V155H7ZM83 156V158H82V160H84V155H82ZM114 158H115V161H116V159H123V158H120V156L118 155V154H115L114 153ZM13 157H15V156H13ZM17 157V156H16ZM42 157V156H41ZM78 157V156H77ZM76 157V158H77ZM90 157H91V155H90ZM110 157V156H109ZM132 157V156H131ZM136 156H133V158H135ZM5 158V157H4ZM24 156H22V157H20L19 156V158L18 159H16L15 160V162H14V164L15 165H17V164H19L21 161H25L24 159ZM79 158H81V156H79ZM104 158V157H103ZM139 158V157H138ZM145 158V157H144ZM143 158V159H144ZM191 158V157H190ZM12 159V158H11ZM46 159H48V158H46ZM73 159V158H72ZM102 159V158H101ZM127 159V158H126ZM146 159V158H145ZM144 159V160H145ZM150 159V158H149ZM189 159V158H188ZM1 160V159H0ZM41 160V159H40ZM79 160V159H78ZM81 160V159H80ZM79 160V161H80ZM139 160H140V158H139ZM147 160V159H146ZM42 161V160H41ZM59 161V162H58ZM73 161H75V160H73ZM113 161V160H112ZM118 161H120V160H118ZM127 161V160H126ZM150 161V160H149ZM7 163L9 162V161H6ZM29 162V163H28ZM44 162V161H43ZM65 162V161H64ZM76 162H77V159H76ZM97 162H98V160H97ZM101 162V161H100ZM111 162V161H110ZM114 162V161H113ZM112 162V163H113ZM141 162V161H140ZM148 162V161H147ZM152 162H154V161H152ZM3 163H4V161H3ZM3 163H2V165H3ZM41 163V162H40ZM39 163V164H40ZM46 163V162H45ZM71 163H72V161H71ZM129 163V162H128ZM131 163V162H130ZM133 163V162H132ZM131 163V164H132ZM36 164H38V163H36ZM43 164V163H42ZM56 164V165H57ZM60 164H62V163H60ZM77 164V163H76ZM75 164V165H76ZM111 164V163H110ZM109 164V165H110ZM122 164V163H121ZM130 164V165H131ZM170 164V163H169ZM35 165V166H34ZM41 165V164H40ZM49 165H47V166H49ZM63 165H64V163H63ZM69 165V164H68ZM72 165V164H71ZM115 165L117 166V163L115 162ZM124 165H127V164H124ZM167 165V164H166ZM5 166V165H4ZM8 165L6 164V167H7ZM12 166V165H11ZM135 166V165H134ZM1 167L2 166H0V169H1ZM10 167V166H9ZM27 167V168H28ZM45 167V166H44ZM54 167V166H53ZM66 167H68V166H66ZM120 167V166H119ZM50 168V167H49ZM86 168V167H85ZM98 168H100V174L97 176V177H95V179H94V182H95V184L98 182V181H101V182H104V181H106V179H107V175L104 173L105 172V167H104V165L101 163V164H99L98 165ZM114 168H116V167H114ZM148 168V167H147ZM170 168V167H169ZM4 169H6V168H4ZM52 169V168H51ZM6 170H8V167H7V169ZM5 170V171H6ZM24 170V169H23ZM22 170V171H23ZM40 170V169H39ZM47 170V169H46ZM57 170V169H56ZM152 170V169H151ZM1 171V170H0ZM4 171V170H3ZM4 171V172H5ZM12 171V170H11ZM26 171H30L29 169L28 170H26ZM53 171H55V170H53ZM147 171V170H146ZM21 172V171H20ZM43 172V171H42ZM41 172V178H39L38 176H37V174L36 173H38V172H36V173H31V174H29V172H27L29 175H30V177L32 176H34V175H36V179H40V180H43V183L45 182V178L47 177L48 178V173H47V171H46V173H42ZM50 172H51V170H50ZM154 172V171H153ZM19 173V172H18ZM17 173V174H18ZM26 173V174H27ZM55 173V172H54ZM66 173V172H65ZM71 173V172H70ZM69 173V174H70ZM97 173V172H96ZM112 173V172H111ZM116 173V172H115ZM120 173V172H119ZM147 173H149V172H147ZM24 174V173H23ZM40 174V173H39ZM56 174V173H55ZM156 174V173H155ZM155 174H152V175H155ZM21 175V174H20ZM28 175V176H29ZM57 175V174H56ZM101 175H105V176H101ZM117 175H118V173H117ZM157 175V174H156ZM95 176V175H94ZM109 176V175H108ZM13 177H15V176H13ZM71 177V176H70ZM81 177V176H80ZM80 177L78 178L77 177V180H75V181H73L71 184V186H76V185H80V184H84V183H82L81 181H80ZM116 177V176H115ZM136 177V176H135ZM147 177V176H146ZM22 178V177H21ZM35 178V177H34ZM33 178V179H34ZM51 178V177H50ZM56 178V177H55ZM59 178V177H58ZM63 178H65V177H63ZM83 178V177H82ZM81 178V179H82ZM108 178H110V177H108ZM140 178H142V177H140ZM153 178V177H152ZM18 179V178H17ZM31 179V178H30ZM49 179V178H48ZM48 179H46L47 181H46V183H44V184H49L50 183V185H51V183H53V182H55V180H52V179H49V181H48ZM62 179V178H61ZM85 179V178H84ZM134 179V178H133ZM21 181H22V179H20ZM26 178H25V182H26ZM152 180V179H151ZM16 180H15V178H14V180H13V182H15ZM20 181V182H21ZM36 181V180H35ZM35 181H33L32 182V184H34V182ZM39 181V180H38ZM58 181V180H57ZM61 181V180H60ZM69 181V180H68ZM110 181V180H109ZM146 181V180H145ZM144 181V182H145ZM13 182H11V183H13ZM23 182H24V180H23ZM23 182H21V183H23ZM27 182H28V180H27ZM30 182V181H29ZM66 182V181H65ZM130 182V181H129ZM132 182V181H131ZM130 182V183H131ZM143 182V181H142ZM18 183H19V181H18ZM18 183H16V185L18 186ZM31 183V182H30ZM105 183V182H104ZM136 183V182H135ZM25 184V183H24ZM31 184V185H32ZM101 185H102V183H100ZM109 184V183H108ZM15 185V184H14ZM14 185H13V187H14ZM35 186H36V184H34ZM43 185V184H42ZM42 185H38V187H36L37 188V191H42V189L44 188V185L42 186ZM50 185H46L47 187L48 186H50ZM66 185V184H65ZM70 185V184H69ZM68 185V186H69ZM11 186V185H10ZM24 186V185H23ZM22 187V186H21ZM20 187V188H21ZM62 187H64V185H61V183L58 185V187L56 188H54V189H51L52 191H49V192H47L46 194L47 195H45L44 197H43V195L44 194H42V199H41V201H39V200H36V202H38L35 206L33 205L32 207H34V208H32V210L31 211H33V210H36V207H37V209H39V208H49V210H50V205H52V204H55L51 199L53 198L52 196H56V198L57 197H61V195H60V190H62L63 191V189H62ZM70 187V186H69ZM16 188V187H15ZM18 188V187H17ZM20 188H18L19 190H20ZM66 188V187H65ZM73 188V187H72ZM105 188V187H104ZM135 188V187H134ZM11 189V188H10ZM25 189H27V187L26 188H24V187H22V189L19 191V199H20V202L22 203L23 202V205H25V206H28V207H30L31 205H32V203L33 204H35L34 202H32V200H33V198H34V196L36 195V196H38L39 194H38V192L36 191L35 193L36 194H33L34 196H31V200L29 201V199L27 200V197H26V190ZM30 189V188H29ZM28 189V190H29ZM68 189V188H67ZM130 189V188H129ZM15 190H17V189H15ZM27 190V191H28ZM31 190H32V188H31ZM66 190V189H65ZM148 190V189H147ZM78 191V190H77ZM135 191V190H134ZM16 192V191H15ZM15 192H14V194H15ZM29 192H31V191H29ZM50 192H52V194L50 193ZM68 192V191H67ZM66 192V193H67ZM71 192V191H70ZM69 192V193H70ZM125 192V191H124ZM146 192V191H145ZM11 193V192H10ZM16 193H18V192H16ZM33 193V192H32ZM77 193V192H76ZM106 193V192H105ZM113 193V192H112ZM112 193H110L111 195H112ZM199 193V192H198ZM13 194V193H12ZM29 194V193H28ZM63 194V193H62ZM126 194V193H125ZM128 194V193H127ZM126 194V195H127ZM52 195V196H51ZM70 195V194H69ZM195 195V194H194ZM14 197L16 196V195H13ZM35 196V197H36ZM64 196V195H63ZM129 196V195H128ZM40 197V196H39ZM104 197H107V196H104ZM72 198V197H71ZM110 198H112V197H110ZM114 198V197H113ZM125 198V197H124ZM123 198V199H124ZM12 199V198H11ZM36 199V198H35ZM34 199V200H35ZM135 199V198H134ZM138 199H139V197H138ZM55 200V199H54ZM129 200V199H128ZM13 202L12 203H16V204H18L17 203V201L18 200H16V197H15V199L13 198V200H12ZM107 201H109V200H107ZM114 201H116V200H114ZM30 202H32V203H30ZM49 202H51V204L49 203ZM120 202V201H119ZM154 203V202H153ZM166 203V202H165ZM15 204V205H16ZM31 204V205H30ZM72 204V203H71ZM105 204H106V202H105ZM108 204V203H107ZM105 205V206H107L108 207V205ZM117 204V203H116ZM127 204H129V203H127ZM143 204H144V202H143ZM146 204V203H145ZM30 205V206H29ZM118 205V204H117ZM115 206V208H117V210H116V212L119 214V216H124V217H128V215H125L126 213H125V207H123L122 208V210H118V208H120V206ZM119 205H121L120 203H119ZM124 205H126V203L124 204ZM18 206H19V204H18ZM54 206H57V203H56V205H54ZM53 205H52V207L51 208H54L55 209V207H54ZM149 206V205H148ZM164 206H166V205H164ZM19 207H22V206H19ZM144 207V206H143ZM147 207V206H146ZM151 207V206H150ZM27 207H25V209H26ZM112 208V207H111ZM153 208V207H152ZM23 209V211H24V208H22ZM28 208L26 209L27 210V212H29L28 210H29ZM113 209V208H112ZM153 209H155V208H153ZM157 209H158V207H157ZM59 210V209H58ZM57 210V211H58ZM110 210V209H109ZM130 210V209H129ZM137 210V209H136ZM161 210V209H160ZM11 211V210H10ZM113 211H114V209H113ZM119 211V212H118ZM128 211V210H127ZM132 211V210H131ZM135 211V210H134ZM133 211V212H134ZM12 213L14 212V211H11ZM20 212V211H19ZM39 212H40V209H39ZM129 212V211H128ZM141 212V211H140ZM145 212V211H144ZM152 212H155V211H152ZM31 213V212H30ZM30 213H29V215H30ZM33 213H34V211H33ZM52 213V212H51ZM50 213V214H51ZM55 213H56V211H55ZM111 213V212H110ZM135 213V212H134ZM148 213H150V212H148ZM14 214V213H13ZM42 214L43 215H45L43 212H42ZM128 214V213H127ZM145 214V213H144ZM49 215V214H48ZM47 215V216H48ZM132 215V214H131ZM134 215V214H133ZM137 215V214H136ZM164 215V214H163ZM13 217V216H12ZM112 217H114V216H112ZM116 217V216H115ZM130 217V216H129ZM148 217H150V216H148ZM104 218V217H103ZM135 218H136V216H135ZM211 218V217H210ZM71 219V218H70ZM108 219V218H107ZM206 219V218H205ZM14 220V219H13ZM113 220V219H112ZM123 220V219H122ZM126 220V219H125ZM140 220V219H139ZM157 220V219H156ZM163 220V219H162ZM105 221H107V220H105ZM49 222H52V220H49ZM63 222V221H62ZM66 222V221H65ZM147 222V221H146ZM150 223H152V221L150 222ZM149 223V224H150ZM10 224H11V222H10ZM147 224V223H146ZM169 225H171V224H169ZM12 226V225H11ZM147 227V226H146ZM168 227V226H167ZM170 227V226H169ZM13 228V227H12ZM100 228V227H99ZM152 228V227H151ZM52 229V228H51ZM16 230V228H13V231H14V234H15V236H16V239L18 240V235H17V231H15ZM70 231H72V230H70ZM151 231V230H150ZM149 231V232H150ZM69 233H72V232H69ZM149 234V233H148ZM147 234V235H148ZM71 235V234H70ZM164 236V235H163ZM165 236H167V234L165 235ZM69 238V237H68ZM163 238V237H162ZM161 238V239H162ZM108 240V239H107ZM106 240V241H107ZM72 241V240H71ZM71 243V242H70ZM106 243H108V242H106ZM67 245V244H66ZM68 245H70V244H68ZM68 245H67V247H68ZM104 246H105V244H104ZM112 246V245H111ZM103 247V246H102ZM18 248H20L19 247V243H18ZM72 249V247H71V245H70V247H68V250L69 249ZM70 249V250H71ZM69 252H67V254H63V255H59V254H57V256L54 258V259H52L51 261H46V260H42L41 259V261L40 260H33V259H31V260H29V259H26L25 260V258H24V256L19 252V254H18V259H19V264H72V258H71V255L72 254H68ZM70 253H72V251L70 252ZM122 253V252H121ZM118 254H120V253H113L111 256H113V257H115V258H117L118 257ZM18 264V263H17ZM86 264H90V263H86ZM93 264H95V263H93Z\"/></svg>", "mask_w": 264, "mask_h": 264}, {"label": "water", "instance_id": "water-1", "mask_svg": "<svg viewBox=\"0 0 264 264\" xmlns=\"http://www.w3.org/2000/svg\"><path fill=\"white\" fill-rule=\"evenodd\" d=\"M10 222V217L0 210V264L18 263V241Z\"/></svg>", "mask_w": 264, "mask_h": 264}]
</instances>
